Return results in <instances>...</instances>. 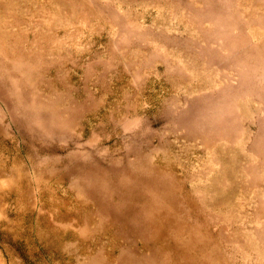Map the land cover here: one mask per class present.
Instances as JSON below:
<instances>
[{
    "label": "rangeland",
    "instance_id": "1",
    "mask_svg": "<svg viewBox=\"0 0 264 264\" xmlns=\"http://www.w3.org/2000/svg\"><path fill=\"white\" fill-rule=\"evenodd\" d=\"M0 264H264V0H0Z\"/></svg>",
    "mask_w": 264,
    "mask_h": 264
},
{
    "label": "bare ground",
    "instance_id": "2",
    "mask_svg": "<svg viewBox=\"0 0 264 264\" xmlns=\"http://www.w3.org/2000/svg\"><path fill=\"white\" fill-rule=\"evenodd\" d=\"M97 189V188H96Z\"/></svg>",
    "mask_w": 264,
    "mask_h": 264
}]
</instances>
